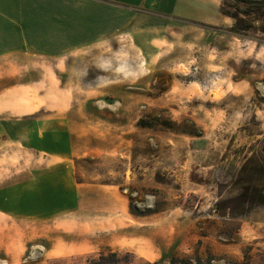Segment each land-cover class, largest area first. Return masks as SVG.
Segmentation results:
<instances>
[{"label":"rangeland","instance_id":"374dc122","mask_svg":"<svg viewBox=\"0 0 264 264\" xmlns=\"http://www.w3.org/2000/svg\"><path fill=\"white\" fill-rule=\"evenodd\" d=\"M183 1L219 18L214 0ZM243 25L242 37L204 25L151 53L87 48L57 70L66 107L42 79L37 99L49 108L0 110V264H90L112 252L110 264H264V19ZM23 80L0 79V90ZM33 181L55 184L57 202L59 187L69 191L65 211L15 218Z\"/></svg>","mask_w":264,"mask_h":264},{"label":"crops","instance_id":"0c3cea01","mask_svg":"<svg viewBox=\"0 0 264 264\" xmlns=\"http://www.w3.org/2000/svg\"><path fill=\"white\" fill-rule=\"evenodd\" d=\"M214 2L218 19L194 15L183 0H0V79H24L0 90V110L7 108L26 114L49 108L46 97L37 99V95L40 97L48 92V84H44L42 79L52 81L55 91L59 89L55 108L66 107L63 105L64 88L57 83L58 71L68 72L73 63L85 61L83 53L87 48L101 53L103 46L127 45L135 53V46L141 45L151 53V44L174 42L175 46L183 33L199 35V28H206L204 25L212 28L232 26L234 19L220 10L222 0ZM97 29L101 30L97 38L83 39L85 31L92 33ZM42 33L49 44L56 41L55 46L63 45L64 50L55 54L51 50L54 45L42 44L39 41ZM121 33L125 35L122 38ZM157 33L165 35L158 37ZM129 55L121 58L128 62L126 75L133 77V59ZM115 56L119 61V54ZM79 76L85 77V73ZM33 78L38 80H28ZM19 93L23 95L21 99H12ZM40 183L33 181V185L23 188L17 199L22 205L15 218L23 220L32 215L38 221L65 211L62 204L70 192L59 187L64 200L57 202L55 184Z\"/></svg>","mask_w":264,"mask_h":264},{"label":"trees","instance_id":"16d2710c","mask_svg":"<svg viewBox=\"0 0 264 264\" xmlns=\"http://www.w3.org/2000/svg\"><path fill=\"white\" fill-rule=\"evenodd\" d=\"M224 15L230 16L234 19L232 26L227 27L225 30L239 37L244 36L243 30L247 29V26L241 23L244 22L246 16L256 15L257 19H264V0H222L220 8ZM203 24V23H199ZM119 253L112 252L108 255L101 254L99 259L91 260L90 264H110L119 260ZM179 257L174 256L171 258L172 264H177ZM199 263L202 260L199 259ZM152 264H160L158 262Z\"/></svg>","mask_w":264,"mask_h":264}]
</instances>
